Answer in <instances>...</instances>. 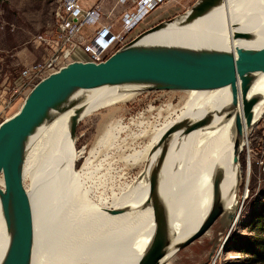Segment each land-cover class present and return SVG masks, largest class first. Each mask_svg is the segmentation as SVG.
Returning a JSON list of instances; mask_svg holds the SVG:
<instances>
[{"label": "bare ground", "instance_id": "1", "mask_svg": "<svg viewBox=\"0 0 264 264\" xmlns=\"http://www.w3.org/2000/svg\"><path fill=\"white\" fill-rule=\"evenodd\" d=\"M234 34L247 37L234 38ZM138 42L217 50L255 47L264 42V0H226L197 18L168 23ZM157 85L141 81L89 90L75 98V102L82 99L77 120ZM185 92L186 99L175 109L179 114L173 121L183 117L196 120L189 134L182 132L164 143L162 135L173 121L138 134L120 123L107 125L79 172L74 171L73 161L81 160L85 153H75L72 148L75 139L69 124L74 107L53 114L35 129L23 166V180L29 178L32 184L28 189L35 225L31 264H136L148 242L145 228L149 240L166 217L171 239L177 242L200 223L217 200L226 212L236 214L240 204L238 160L242 148L248 150L250 129L243 124L241 105L237 100L231 108L228 86ZM247 94L259 97L251 110L254 123L264 113V72ZM227 107L226 112H220ZM234 112L241 124L240 134L235 131ZM121 132L130 140L120 138ZM142 134L151 136L144 150L120 158L146 170L134 186L124 187L118 210L114 205L106 216L96 203L98 196L90 194L98 190L99 179L112 170L110 164L115 159L109 153L129 147L132 139ZM101 170L106 174H98ZM153 176L160 179L161 186L154 198ZM9 243L0 202V259Z\"/></svg>", "mask_w": 264, "mask_h": 264}, {"label": "water", "instance_id": "2", "mask_svg": "<svg viewBox=\"0 0 264 264\" xmlns=\"http://www.w3.org/2000/svg\"><path fill=\"white\" fill-rule=\"evenodd\" d=\"M226 0H196L183 11L158 20L140 31L128 42L99 62L73 60L37 81L27 92L16 111L0 121V202L1 212L10 232L0 264H31L35 243L33 204L23 184V166L35 129L55 113L72 107L69 133L73 136L81 94L105 86H118L149 81L158 85L149 89L197 90L228 86L231 108L239 101L245 127L252 126V107L258 95H248L253 81L264 72V42L255 47H234L217 50L163 43H140L143 36L171 22L197 18ZM234 38L247 35H233ZM220 108V112H226ZM196 124L186 117L174 120L165 129L162 141L169 143L177 134H189ZM234 127L240 134L241 124L234 112ZM154 177V176H153ZM151 197L159 194L157 176ZM31 185V184H30ZM225 213V214H224ZM229 219V228L236 218L226 212L217 200L198 225L179 241H172L169 220L149 238L136 264H165L168 256L192 243L221 215ZM235 215V216H234Z\"/></svg>", "mask_w": 264, "mask_h": 264}, {"label": "rangeland", "instance_id": "3", "mask_svg": "<svg viewBox=\"0 0 264 264\" xmlns=\"http://www.w3.org/2000/svg\"><path fill=\"white\" fill-rule=\"evenodd\" d=\"M79 2L85 7L99 5L102 22H108L112 31L121 36L120 40L124 43L153 25L158 19L156 18L158 12L161 13L160 11L164 9L162 8L164 6H159L160 9L156 6L157 8L154 7L146 13H143L144 10L139 12L135 8L134 0H125L122 3L118 0H79ZM57 4L58 0H0L1 85L10 87V80L23 66L37 62L46 55L45 45H36L33 37L39 33L50 32L54 22L53 10ZM124 12L130 14L136 21L128 30L121 20ZM169 16L171 15L165 14L162 17ZM185 94V90L146 89L135 93L125 101L102 107L77 121L72 148L75 153L83 150L85 155L81 160L73 161L74 171L79 172L104 127L120 123L128 126L130 132L136 134L150 128L159 129L165 123L173 121L175 115L179 114L175 109L182 106L186 99ZM18 106V103H14L10 110L0 116V120L16 111ZM259 124L256 121L250 127L247 134L248 150L245 152L242 148L238 160L237 196L240 204L235 209L237 220L235 219L229 228V219L224 213L205 233L176 251L165 264H264L252 254L257 237L260 238L264 234V147H254L260 135ZM123 133H120V138L129 141L130 139L125 138L126 132ZM150 137L142 134L132 139L131 144H128L129 147H120V150H112L109 153L115 159L110 164L112 170L109 171L108 176L99 179L96 184L98 190L90 194L98 196L96 203L106 216L112 211V206L116 205L114 207L118 210L126 193V186H134L138 177L146 170L140 167L141 164L125 162L120 157H123V154L142 152ZM69 150L71 154V146ZM103 172L105 175L104 170L98 174ZM23 184L25 187L30 186V179L25 177ZM145 238L148 241L146 228Z\"/></svg>", "mask_w": 264, "mask_h": 264}, {"label": "built area", "instance_id": "4", "mask_svg": "<svg viewBox=\"0 0 264 264\" xmlns=\"http://www.w3.org/2000/svg\"><path fill=\"white\" fill-rule=\"evenodd\" d=\"M124 1L118 0L121 3ZM166 1L169 0H134V3L137 11L144 10L143 13H146ZM53 19L49 33H39L33 37L36 45H45L46 55L37 62L23 66L10 80V87L0 86L7 93L0 104V116L10 110L14 103L20 105L37 81L66 63L73 60L99 62L124 44L120 40L121 36L112 31L110 24L102 22V12L97 4L85 7L79 0H58ZM121 20L126 30L136 22L127 12L123 13ZM263 116L264 113L257 120L261 127L254 147H264Z\"/></svg>", "mask_w": 264, "mask_h": 264}, {"label": "crops", "instance_id": "5", "mask_svg": "<svg viewBox=\"0 0 264 264\" xmlns=\"http://www.w3.org/2000/svg\"><path fill=\"white\" fill-rule=\"evenodd\" d=\"M194 1L196 0H169L166 2H163L159 5V6H164L162 8H164L162 11H160L161 13L158 12L159 15H157L156 18L162 17L163 15L165 16V14H176L179 13L181 11H183L184 9H186L187 7H189ZM159 7V9L161 8ZM157 8V7H156ZM2 84V81L0 82V86ZM7 96L6 91L0 89V104L2 103V100Z\"/></svg>", "mask_w": 264, "mask_h": 264}, {"label": "trees", "instance_id": "6", "mask_svg": "<svg viewBox=\"0 0 264 264\" xmlns=\"http://www.w3.org/2000/svg\"><path fill=\"white\" fill-rule=\"evenodd\" d=\"M252 254H254L261 263H264V234L260 238L257 237Z\"/></svg>", "mask_w": 264, "mask_h": 264}, {"label": "flooded vegetation", "instance_id": "7", "mask_svg": "<svg viewBox=\"0 0 264 264\" xmlns=\"http://www.w3.org/2000/svg\"><path fill=\"white\" fill-rule=\"evenodd\" d=\"M164 17H159L157 20H156V22L158 21V20H161V19H163ZM154 24V23H153Z\"/></svg>", "mask_w": 264, "mask_h": 264}]
</instances>
